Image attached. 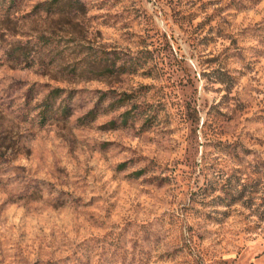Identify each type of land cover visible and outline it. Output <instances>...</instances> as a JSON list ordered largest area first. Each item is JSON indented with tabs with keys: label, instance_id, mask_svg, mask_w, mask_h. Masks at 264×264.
<instances>
[{
	"label": "rangeland",
	"instance_id": "374dc122",
	"mask_svg": "<svg viewBox=\"0 0 264 264\" xmlns=\"http://www.w3.org/2000/svg\"><path fill=\"white\" fill-rule=\"evenodd\" d=\"M0 264H264V0H0Z\"/></svg>",
	"mask_w": 264,
	"mask_h": 264
}]
</instances>
